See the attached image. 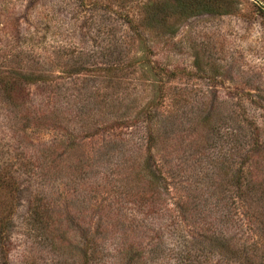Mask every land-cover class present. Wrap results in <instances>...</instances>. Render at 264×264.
I'll return each instance as SVG.
<instances>
[{
	"label": "rangeland",
	"instance_id": "rangeland-1",
	"mask_svg": "<svg viewBox=\"0 0 264 264\" xmlns=\"http://www.w3.org/2000/svg\"><path fill=\"white\" fill-rule=\"evenodd\" d=\"M0 77V264H264V0H0Z\"/></svg>",
	"mask_w": 264,
	"mask_h": 264
},
{
	"label": "trees",
	"instance_id": "trees-1",
	"mask_svg": "<svg viewBox=\"0 0 264 264\" xmlns=\"http://www.w3.org/2000/svg\"><path fill=\"white\" fill-rule=\"evenodd\" d=\"M67 55L63 53V56ZM19 81L7 79L5 77H0V88L3 90L6 89L10 91L7 94V97L9 96L10 99L15 97V94L13 93V90L16 88L14 87V84H18ZM25 110V109H24ZM30 118V120L34 121V123H38V119L44 118L47 119L50 125L53 126V119L50 116H47L44 112H41V114L35 113V114H27ZM264 186V185H263ZM199 193V192H198ZM191 194V193H190ZM194 196L192 199H195V201L198 200L199 196L201 199V194H193ZM217 202V201H216ZM217 204V203H215ZM186 208V206H185ZM184 230V231H183ZM183 232L185 234V239L182 241L181 249H175V248H163L162 242H161V253H162V259L166 261L168 264H189V262L192 264L193 259L201 258V264L205 262L207 254L209 251L216 245L219 244L218 239L215 238V236L212 233L211 225L209 220H206L204 223L196 224V222H192V224H189L187 229L183 228ZM192 250V253L190 254V251ZM191 257V261L189 260ZM219 257L224 258L225 255L219 254ZM162 261V260H161ZM188 261V262H186Z\"/></svg>",
	"mask_w": 264,
	"mask_h": 264
}]
</instances>
